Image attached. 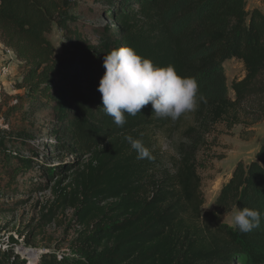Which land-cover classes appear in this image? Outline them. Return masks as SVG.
Segmentation results:
<instances>
[{"label": "trees", "instance_id": "16d2710c", "mask_svg": "<svg viewBox=\"0 0 264 264\" xmlns=\"http://www.w3.org/2000/svg\"><path fill=\"white\" fill-rule=\"evenodd\" d=\"M98 1L110 24L92 26L91 40L79 26L77 0H0V44L22 70L15 84L22 93L0 103V173L15 182L35 171L39 152L30 145L42 112L49 114L50 141L42 154L69 155L77 166L51 188L55 199L45 218L50 223L56 211L71 210L80 230L67 251L41 255L36 264H264V218L248 233L223 222L238 207L264 213V144L234 166L210 210L203 208L197 163L218 124L231 130L264 120V14L248 11L246 0ZM52 35H59L57 47ZM121 46L198 82L203 100L171 171L159 172L154 135L169 136L180 118H157L149 104L117 127L103 111V55ZM232 59L244 72L231 81L233 98L222 69ZM17 118L22 124L13 128ZM127 136L142 141L151 158L137 159ZM39 167L49 181L61 175L58 166ZM4 187L0 180V196ZM0 264L30 263L1 246Z\"/></svg>", "mask_w": 264, "mask_h": 264}, {"label": "rangeland", "instance_id": "374dc122", "mask_svg": "<svg viewBox=\"0 0 264 264\" xmlns=\"http://www.w3.org/2000/svg\"><path fill=\"white\" fill-rule=\"evenodd\" d=\"M246 9L248 11L256 9L264 14V0H246ZM75 11L79 26L83 27V31L91 40L94 37L91 34L92 26L110 24L104 17L103 7L98 0H77ZM58 36L50 37L56 47L60 41ZM12 54L11 50L0 44V64L8 68L0 83V103L3 106L10 104L15 95L22 93L15 87L22 73L21 64ZM222 69L228 95L233 98L230 84L232 80L243 76V67L232 59L224 62ZM48 117L47 112H42L34 118L36 137L30 146L39 152L37 156L39 163L35 164L38 165L35 171L27 173L24 177H18L15 182H8L7 176L0 173L2 176L0 180L5 185V190L0 196V248L5 246L13 249L16 255L23 256L22 259L30 264H36L37 258L41 255H54L56 252L67 251L80 230L74 223L71 210L56 211L50 223L45 218L55 199L51 189L55 182L61 176L68 178L77 171L75 160L69 155L53 151L48 155L42 154V144L50 142L45 136L47 126L44 125ZM193 123V112L186 113L180 117L177 125L172 129L173 133L169 136L166 131L155 133L154 146L160 157L159 172L171 171L172 158L176 157V146L183 141V131ZM21 124L22 122L17 118L12 121L11 126L15 128ZM204 143L197 154V163L198 174L202 179L201 190L205 199L203 208L210 210L219 190L230 178L234 166L238 162L248 163L264 144V120L250 127L238 125L231 130H226L224 125L218 124L212 129V133L205 137ZM22 155L30 156L26 151ZM1 165L0 162V167ZM40 165L58 166L61 175L54 176L49 181L41 172L43 167L40 168ZM64 166H69L70 170H65ZM68 181L69 179H65L61 186H65ZM43 184H48L50 189L40 192L37 188ZM223 222L231 226L230 214L224 217ZM29 250L34 252L32 256L25 255ZM38 252L41 253L38 255Z\"/></svg>", "mask_w": 264, "mask_h": 264}, {"label": "clouds", "instance_id": "9594fccd", "mask_svg": "<svg viewBox=\"0 0 264 264\" xmlns=\"http://www.w3.org/2000/svg\"><path fill=\"white\" fill-rule=\"evenodd\" d=\"M103 67L97 90L103 111L117 127L126 124V115L136 116L149 104L157 118H170L174 122L196 111L203 100L194 77L179 75L172 65L156 66L129 46L104 54ZM125 139L136 151L137 159L151 158L142 141L131 136ZM262 218L264 213L238 207L230 213V224L239 232L248 233L260 227Z\"/></svg>", "mask_w": 264, "mask_h": 264}, {"label": "built area", "instance_id": "2783aa9c", "mask_svg": "<svg viewBox=\"0 0 264 264\" xmlns=\"http://www.w3.org/2000/svg\"><path fill=\"white\" fill-rule=\"evenodd\" d=\"M7 71H8V68L0 64V83H1V78L6 74ZM4 247H5V246H4ZM16 251H17V250H16ZM16 251H15V252H16ZM16 253H17V252H16ZM33 253H34V252H33L32 250H29V251L25 252V255H26V256H27V255L32 256ZM40 253H41V252H38V255H39ZM22 257H23V256H21V258H22Z\"/></svg>", "mask_w": 264, "mask_h": 264}, {"label": "crops", "instance_id": "0c3cea01", "mask_svg": "<svg viewBox=\"0 0 264 264\" xmlns=\"http://www.w3.org/2000/svg\"><path fill=\"white\" fill-rule=\"evenodd\" d=\"M13 55V54H12Z\"/></svg>", "mask_w": 264, "mask_h": 264}]
</instances>
